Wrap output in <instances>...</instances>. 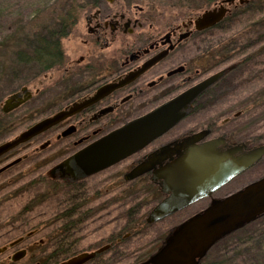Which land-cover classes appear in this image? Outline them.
I'll list each match as a JSON object with an SVG mask.
<instances>
[{"label":"flooded vegetation","instance_id":"af4514ba","mask_svg":"<svg viewBox=\"0 0 264 264\" xmlns=\"http://www.w3.org/2000/svg\"><path fill=\"white\" fill-rule=\"evenodd\" d=\"M132 1L101 0L83 11L73 26L77 27L74 36L78 43L71 56L68 58L60 44V61L9 90L4 100L12 96L11 104L19 103L8 111H3L4 100L0 103V132L4 133L17 113L26 124L0 144L43 119L57 114L63 117L2 153L0 169L17 162L0 174L15 170L21 161L34 165L35 172L48 164L44 177L37 174L48 188L60 181L83 183L88 177L113 169L121 176L120 183L146 191L147 205L152 209L167 196L162 192L165 178L160 175L182 156L241 161L264 146V18L256 17L257 12H264V5H258V0H213L193 16L159 24L147 8ZM219 5L225 12L218 21L206 26L195 24L205 10ZM178 96L180 119L127 157L77 180L57 167L90 143ZM82 104V108L68 113ZM45 153L49 159L42 164ZM133 170L141 172L128 177ZM262 177L264 153L210 195L185 208L202 205L198 212L211 201ZM38 202L44 201L29 200L23 207H28L26 212L31 214L41 206ZM55 216L50 219L60 223L51 231H42L36 225L1 235L0 239L7 240L0 243V264H59L82 253L94 255L81 264H107L123 256L119 237L114 236L107 237L103 246L77 250L80 220H70L64 214ZM262 219L264 215L242 228L259 226ZM181 221L169 227L166 235ZM166 237L155 251L134 255L126 264H144ZM211 248L198 264H210L207 256Z\"/></svg>","mask_w":264,"mask_h":264},{"label":"rangeland","instance_id":"374dc122","mask_svg":"<svg viewBox=\"0 0 264 264\" xmlns=\"http://www.w3.org/2000/svg\"><path fill=\"white\" fill-rule=\"evenodd\" d=\"M51 1L0 0V43L9 34V28L17 24L19 19L23 18L24 21H27L36 17L42 7L50 4ZM198 1L201 2L202 0ZM132 2L147 8L148 13L159 24L174 23L200 11L199 8H194L195 1L192 0L190 3L186 2L189 5H184L185 2L182 0H133ZM211 2V0L205 2L203 8L209 6ZM257 4L264 5V0H258ZM187 10L189 11L187 12ZM258 16L264 18V12L261 15L257 12L256 17ZM261 30L262 35H264V28ZM76 31L77 27H73L69 34L61 40V45L68 58L78 43L77 37L74 36ZM4 59H7V52L0 50V64L2 66L4 63L1 62H4ZM8 92L9 89L0 90V103L3 102ZM14 116L10 120V124L6 126L4 133L0 132V141L12 137L25 127L26 121L19 117L18 113ZM46 151L49 153V150ZM20 153L22 152L20 151ZM45 155L40 161L42 164L49 159V155L47 153ZM34 167L29 162L21 161L15 170L0 174V238L8 231L20 230L23 227L28 229V227L36 225L42 231H51L56 223H60L55 222L56 219H50V217H56V214L61 215L64 209V199L51 197L48 194L44 196L46 186L40 182L37 176L39 173H42L43 177L45 176L44 173L48 164L42 167V171L39 170L38 172H35L37 169ZM120 177V175L117 176L115 170L110 169L84 180L81 184L85 192L84 202L82 201L79 210L81 213L80 215L75 213L69 218L70 220H80L76 227L80 231L79 242L75 245L77 250L88 247L92 249L97 245L103 246L104 240L109 236L119 237L121 249L124 251L122 252L123 256L116 261L108 260L107 264H126L133 259L134 255L137 257L144 256L146 253L155 251L160 241L167 236L169 227L193 214L202 206H189L162 221L148 225L145 216H147L151 206L147 205L149 201L146 191L139 188L135 191L134 187L120 183ZM29 200H43L44 202H38L41 206L29 214L26 212L28 207H26L27 209L23 207ZM55 203H57L56 206H54ZM127 219H132L140 224L129 231L132 227H129L126 222ZM258 224L259 226H246L219 240L207 256L208 262L210 264H239L241 259L239 257H243L246 262V254L243 255L241 251H246L244 249L248 248L250 250L248 252L252 255L248 257L247 263L251 258L250 263L252 264H264V219ZM4 240L7 239H0V243ZM235 247L239 251L237 257L236 254L234 255V252L237 253Z\"/></svg>","mask_w":264,"mask_h":264},{"label":"water","instance_id":"95a60500","mask_svg":"<svg viewBox=\"0 0 264 264\" xmlns=\"http://www.w3.org/2000/svg\"><path fill=\"white\" fill-rule=\"evenodd\" d=\"M221 1L229 3L232 0ZM224 12L223 5L205 10L195 20V24L210 25L218 21ZM11 101L12 96L4 100L3 111H8L19 103L11 104ZM179 103L178 96L90 143L57 167L63 174L77 180L115 164L178 121L181 117ZM84 105L74 106L68 113ZM61 117L63 116L57 114L43 119L21 132L15 139L0 144V155L47 129ZM263 153L264 146H261L241 161L220 157L182 156L160 175L165 178L162 192L167 196L150 210L145 219L146 223L151 224L161 220L190 203L210 195L218 186L250 165ZM15 162L17 161L8 163L0 171ZM140 172L133 170L128 177H133ZM262 215H264V177L225 198L211 201L208 206L181 221L172 228L163 244L144 264H198L217 241ZM102 249L104 248L100 250ZM93 255L94 253H82L59 264H81Z\"/></svg>","mask_w":264,"mask_h":264},{"label":"trees","instance_id":"16d2710c","mask_svg":"<svg viewBox=\"0 0 264 264\" xmlns=\"http://www.w3.org/2000/svg\"><path fill=\"white\" fill-rule=\"evenodd\" d=\"M192 1H195V9H201L204 7V3L209 0ZM99 2L101 0H52L50 4L42 7L36 17L27 21H24L23 18V20L19 19L17 24L9 28V34L0 43V50L7 52V59L1 62L4 63V66L0 64V90H10L37 71L45 70L46 67L60 61L61 40L69 34L79 15L83 11L95 7ZM182 2H185V5L191 0H182ZM188 3L186 5H189ZM24 72L26 73L24 74ZM81 184L79 182L65 183L61 181L53 183L52 186L46 188L44 196L48 194V196L62 198L66 201L63 204L66 209L61 214L72 216L77 213L80 215V205L85 198ZM127 223L129 227H132L129 231L140 224L132 219L127 220ZM135 232L137 233L136 229ZM244 250L246 251L241 252L243 255L246 254L245 257L248 260L252 254L248 252L250 251L248 248ZM231 251L233 250L231 249ZM235 251L237 253L233 251L234 255L239 256L236 247ZM239 259V264H252L250 263L251 258H249L248 263L247 260L244 261L243 257H239Z\"/></svg>","mask_w":264,"mask_h":264}]
</instances>
